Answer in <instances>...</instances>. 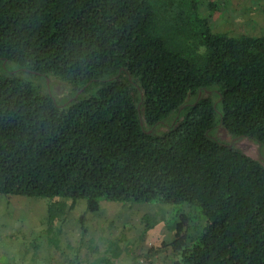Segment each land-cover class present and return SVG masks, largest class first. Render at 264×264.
<instances>
[{"label": "trees", "instance_id": "16d2710c", "mask_svg": "<svg viewBox=\"0 0 264 264\" xmlns=\"http://www.w3.org/2000/svg\"><path fill=\"white\" fill-rule=\"evenodd\" d=\"M197 4L0 0V194L47 198L49 224L80 198L94 213L103 199L187 203L170 264H264V164L234 146L264 144V35L215 31Z\"/></svg>", "mask_w": 264, "mask_h": 264}, {"label": "rangeland", "instance_id": "374dc122", "mask_svg": "<svg viewBox=\"0 0 264 264\" xmlns=\"http://www.w3.org/2000/svg\"><path fill=\"white\" fill-rule=\"evenodd\" d=\"M197 3L198 13L209 19L215 31L264 35V0H197ZM7 67L25 76L41 92L50 93L59 102L73 95V88L66 80L24 73L12 62ZM0 70L6 71L3 67ZM219 88L220 84L212 87ZM88 93L81 97H87ZM218 126L212 129V135L233 143L236 137ZM238 141L234 144L236 148L248 151L264 164V144L250 137H240ZM0 200L5 202L4 213H0L4 219L0 224V264H70V258L75 256L80 259L76 257L73 264H111L103 258H108L112 264H170V243L176 236L175 224L180 214L189 209L187 203L103 199L101 209L94 213L87 210L86 200L80 198L55 224L51 219V224L48 222L44 229L46 223L38 221L36 215L46 214L48 219L47 198L0 194ZM17 200H21V207L14 205ZM64 200L69 205L71 199ZM12 212L23 218L15 214L9 216ZM82 213H85L86 233L81 231L78 221ZM192 215L190 226L200 232L206 225L201 207H196ZM31 226L43 230L31 232ZM58 229L60 235L51 242L48 237L54 236Z\"/></svg>", "mask_w": 264, "mask_h": 264}, {"label": "crops", "instance_id": "0c3cea01", "mask_svg": "<svg viewBox=\"0 0 264 264\" xmlns=\"http://www.w3.org/2000/svg\"><path fill=\"white\" fill-rule=\"evenodd\" d=\"M71 202V201H70ZM69 202V203H70ZM4 201H2V200H0V213H1V215H3V213H4V209H3V206H4ZM36 204V203H35ZM14 205L15 206H19V207H21V205H22V203H21V200H17V201H15L14 202ZM76 205V204H75ZM13 214H15V216L16 217H22L23 218V216H21L20 214H18V213H14V212H12V214H10L9 216H13ZM46 215V214H45ZM45 215H40V217H39V215L37 214L36 216H37V219H39L38 221H40V222H43V223H46L45 224V226H43V228L44 229H46L47 228V225H48V222H47V219H46V216ZM1 219H3V218H1V216H0V224L2 225L3 224V220H1ZM43 228H40V229H36L34 226H31L29 229H30V231L31 232H35V231H38V230H40V231H42L43 230ZM40 231H38V232H40ZM33 239V238H32ZM32 241V240H31ZM17 249H19V247H17Z\"/></svg>", "mask_w": 264, "mask_h": 264}]
</instances>
